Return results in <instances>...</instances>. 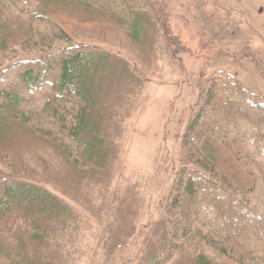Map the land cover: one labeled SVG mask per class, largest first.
Wrapping results in <instances>:
<instances>
[{
  "label": "rangeland",
  "instance_id": "rangeland-1",
  "mask_svg": "<svg viewBox=\"0 0 264 264\" xmlns=\"http://www.w3.org/2000/svg\"><path fill=\"white\" fill-rule=\"evenodd\" d=\"M162 3L169 37L130 0H0L4 85L17 79L13 65L27 61L34 69L44 65L48 81L56 83L58 58L69 52L58 29L74 45L109 56L87 105L101 140L92 161L85 150L95 146L91 136H81L86 148L66 136L77 113L72 97L56 103L64 108H57L63 123L40 113L23 124L10 101L4 103L0 180L41 188L57 210L26 213L20 203L0 214V264H153L167 239L182 243L179 235L171 238L169 207L190 113L217 71L264 97V40L262 46L253 37L255 26L244 23L239 9L223 7V0ZM136 13L143 27L133 41L128 28ZM198 140L206 141L216 171L236 195L264 212V183L211 133L198 132ZM190 233L163 264H239L192 241Z\"/></svg>",
  "mask_w": 264,
  "mask_h": 264
},
{
  "label": "trees",
  "instance_id": "trees-1",
  "mask_svg": "<svg viewBox=\"0 0 264 264\" xmlns=\"http://www.w3.org/2000/svg\"><path fill=\"white\" fill-rule=\"evenodd\" d=\"M130 3L144 10L146 18L148 15L156 19L157 25L160 24L165 36L169 37L162 0H130ZM120 25H124V21ZM142 27L136 13L128 28L133 41H138ZM58 31L63 38L59 41L66 43L69 52L65 51L58 58L56 83L48 81L44 65L38 62L40 65L35 69L28 61L13 65L19 67V74L10 85L3 84L5 81L0 74V111L4 103L10 101L23 124L29 125L34 119L31 116L40 113L46 114L50 121L59 120L57 108L61 111L64 108L58 104L66 103L72 97L78 103L77 113L71 117L72 125L66 136L84 148L82 134L91 136L95 146L85 150L87 159L92 161L101 140L96 141L97 123L87 105L92 94L96 95L97 76L105 72L109 56L96 53L89 46L74 45L62 29ZM4 79L9 81L10 78ZM23 93L29 94L26 102ZM39 93L42 95L37 96ZM60 120L64 122L62 117ZM203 122H207V126ZM200 131H207L223 142L250 175L264 183V97L245 90L226 72L217 71L204 83L182 137L185 160L175 177L169 207V221L174 229L171 238L177 240L179 235L182 243L174 244L167 239L153 264H163L167 260L165 255L173 247L182 249L190 232H193L192 241L203 242L239 264L258 260L264 264V212L239 198L230 182L216 171L206 141L198 140ZM51 200L52 197L37 186L13 185L0 180V214L20 203L25 206L26 213L35 209L51 214L57 210L52 209ZM188 224L194 228H189ZM18 264H25V261Z\"/></svg>",
  "mask_w": 264,
  "mask_h": 264
},
{
  "label": "crops",
  "instance_id": "crops-1",
  "mask_svg": "<svg viewBox=\"0 0 264 264\" xmlns=\"http://www.w3.org/2000/svg\"><path fill=\"white\" fill-rule=\"evenodd\" d=\"M235 0H223V7L239 9L240 17L244 18V23L253 24L255 26L253 37L260 41L263 46L264 40V0H238L239 7H234ZM231 9V11L233 10ZM230 16L232 13L230 12Z\"/></svg>",
  "mask_w": 264,
  "mask_h": 264
}]
</instances>
